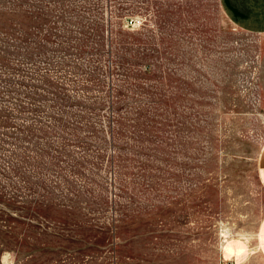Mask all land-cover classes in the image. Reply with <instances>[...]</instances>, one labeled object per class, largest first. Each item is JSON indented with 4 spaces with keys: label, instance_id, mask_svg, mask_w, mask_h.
Segmentation results:
<instances>
[{
    "label": "rangeland",
    "instance_id": "rangeland-1",
    "mask_svg": "<svg viewBox=\"0 0 264 264\" xmlns=\"http://www.w3.org/2000/svg\"><path fill=\"white\" fill-rule=\"evenodd\" d=\"M263 167L219 0H0V264H264Z\"/></svg>",
    "mask_w": 264,
    "mask_h": 264
},
{
    "label": "crops",
    "instance_id": "crops-1",
    "mask_svg": "<svg viewBox=\"0 0 264 264\" xmlns=\"http://www.w3.org/2000/svg\"><path fill=\"white\" fill-rule=\"evenodd\" d=\"M219 5L233 26L249 33L264 35V0H219ZM260 233L261 238L264 237V219Z\"/></svg>",
    "mask_w": 264,
    "mask_h": 264
},
{
    "label": "clouds",
    "instance_id": "clouds-1",
    "mask_svg": "<svg viewBox=\"0 0 264 264\" xmlns=\"http://www.w3.org/2000/svg\"><path fill=\"white\" fill-rule=\"evenodd\" d=\"M262 239H264V237H262ZM237 264H240V262H239V261H237Z\"/></svg>",
    "mask_w": 264,
    "mask_h": 264
},
{
    "label": "bare ground",
    "instance_id": "bare-ground-1",
    "mask_svg": "<svg viewBox=\"0 0 264 264\" xmlns=\"http://www.w3.org/2000/svg\"><path fill=\"white\" fill-rule=\"evenodd\" d=\"M222 246V245H221Z\"/></svg>",
    "mask_w": 264,
    "mask_h": 264
}]
</instances>
